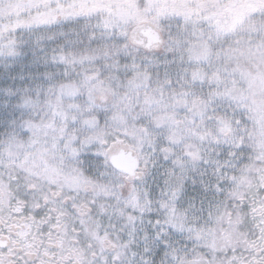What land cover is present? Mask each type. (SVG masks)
<instances>
[{
    "label": "snow or ice",
    "instance_id": "6c2138e0",
    "mask_svg": "<svg viewBox=\"0 0 264 264\" xmlns=\"http://www.w3.org/2000/svg\"><path fill=\"white\" fill-rule=\"evenodd\" d=\"M0 264H264V0H0Z\"/></svg>",
    "mask_w": 264,
    "mask_h": 264
}]
</instances>
